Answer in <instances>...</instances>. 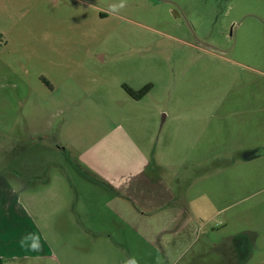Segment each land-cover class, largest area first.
Returning <instances> with one entry per match:
<instances>
[{
    "label": "rangeland",
    "instance_id": "rangeland-1",
    "mask_svg": "<svg viewBox=\"0 0 264 264\" xmlns=\"http://www.w3.org/2000/svg\"><path fill=\"white\" fill-rule=\"evenodd\" d=\"M134 143L171 205L98 215L126 165L146 170L119 158ZM37 163H53L39 186ZM0 176V264H168L150 236L192 222L194 195L213 207L199 237L213 264L225 235L240 264H264V0H0ZM38 232L47 258L31 256Z\"/></svg>",
    "mask_w": 264,
    "mask_h": 264
},
{
    "label": "crops",
    "instance_id": "crops-1",
    "mask_svg": "<svg viewBox=\"0 0 264 264\" xmlns=\"http://www.w3.org/2000/svg\"><path fill=\"white\" fill-rule=\"evenodd\" d=\"M54 1L59 2V0H54ZM120 131H121V128H120ZM124 135H128V133L120 132L119 134L115 133L114 135L106 134V136H104L102 140L101 138L96 140L94 144H92V146L93 145L95 146L97 144H102L99 142L106 141L107 147H110L111 146L109 143L110 140L119 141V142L127 141ZM134 145L135 147L132 149L135 152L134 154L129 155V156L126 155L125 157H123L125 155L124 153L125 149L121 148L123 151L119 149V153H120L119 158L121 160L126 159L128 160V162H135L136 165H138V163L141 162L143 163L146 170L144 172H141L140 168L132 169L129 165H126V169L124 170V172L118 175H120L121 177L128 175V178L123 179V180L121 178V181L118 182V184L115 183V184H112L111 187L110 186L105 187V188H108L107 191L110 192V196H109V200L106 203L99 202L100 207H99L98 215H101L103 210L105 212L109 210L110 214L116 218L120 212L118 211L116 213L114 212L116 211V207L114 205L117 203L118 208L121 207V204L123 203V199L126 200L127 202L130 201L131 203L139 207L138 209L141 210V214H137L138 217L148 215V214L163 213L165 209H168L170 207L171 200L173 198V195H175L174 192L176 191L174 190L173 192L168 187H166V185L165 187L154 185L155 180L157 178H154L153 176L151 177L149 175V168H150L149 160H147L146 158L147 156H145L142 153L141 149L138 148V145H136L135 143ZM94 149H97V148L94 147ZM94 149L92 150L93 152L95 151ZM130 150H131V147L128 149V151ZM122 153L124 155H122ZM49 165L51 166L53 165V163H50ZM49 165L48 164L42 165V163L40 164L37 163L34 165L33 168H30V170H35L33 171V176H32V180H34V182H31V184L35 183L37 186L41 185V181L43 182L45 180L43 179L44 176L42 174L47 175V172L49 171V169L46 171V169L44 168L48 167ZM57 166L59 165L57 164ZM59 168H62L64 170L63 167H59ZM27 170L28 169L26 168V166H23V170L20 171V177L24 179V181L27 180V175H26ZM140 172L142 173L143 177L139 174ZM4 177L0 176V181H2L3 183H7V181L5 180L6 178ZM160 181H161V178H160ZM5 185L8 187V184H5ZM21 188L24 189V187H21ZM7 191H10V188H8ZM10 193L12 197H13V194H15L14 191H10ZM18 194H19V199H20L21 195L20 193ZM34 198L35 200L38 199L37 193L34 194ZM16 201H18L19 203L18 209L25 210L24 203L22 204V202L17 199ZM192 202L194 205L190 206L187 209L191 215L192 222H186L185 221L186 216H184L182 217V219H180L179 226L178 225L174 227L173 225L168 226L164 228V230L161 232L157 231V236H152V235L150 236L154 238L153 242L150 243V246H151L150 248L151 249L154 248L153 246L155 245H153L152 243L156 242V238H157L158 241L160 242L159 244L161 248L165 251L167 258L170 259L168 261V264H172V260L177 263L178 261L185 259V257L187 256H192V260L189 261V264H213L215 262H218L214 256H211V255L209 256L207 252V249H209L210 247V245H208L209 244V239H208L209 233H207V231H209V228H205L206 238L203 240V243H201L199 239L201 235V229L208 225L206 223L203 224V221H208V220H205V217H207L208 213L213 208L212 205L210 204L211 202H209V204H206L207 210L205 212L200 211V213H199V209H201L200 204H199L200 201L197 200L196 195H194ZM110 207H113L114 211L109 209ZM191 208H193L195 212L192 213L190 211ZM222 210H224V208L221 209L220 211ZM218 212L219 211H216L214 214L210 213L209 220L213 221L215 219V216L218 214ZM114 222L116 223V220ZM220 223L221 225L225 227L228 226L227 222L225 223L220 222ZM104 230L105 229L103 228V229L97 230L95 233H98V231H100V232H104L109 235L113 234L112 230L111 232L104 231ZM124 230H126V227H124ZM212 230H215V228H212ZM118 234H119V231H117V235ZM186 234H188L190 237V242L187 243V246H185L184 244ZM114 235H113V238L115 237ZM166 236H169V239L167 240V242H166ZM35 237L41 241V244H37L36 242L37 249L35 250L32 248L34 252L31 253L32 254L31 256L37 257V258H47L49 253L47 252V249L45 247L47 245L44 243L42 236L38 232V234H36ZM232 237L233 236H229V235L224 236V240L227 245L224 247L225 243L223 244V251L220 253L221 254L220 259H223L225 261L224 262L225 264H240L241 253H242L241 243L240 242L234 243V239H232ZM115 240H116V237H115ZM235 240H238V238ZM116 243L119 249L125 253V250L128 249L126 241L123 240V241L117 242L116 240ZM196 247H198V249ZM78 264H80V261H78Z\"/></svg>",
    "mask_w": 264,
    "mask_h": 264
},
{
    "label": "trees",
    "instance_id": "trees-1",
    "mask_svg": "<svg viewBox=\"0 0 264 264\" xmlns=\"http://www.w3.org/2000/svg\"><path fill=\"white\" fill-rule=\"evenodd\" d=\"M126 92L135 100H141L143 99L146 95L149 94V92L151 91V88H153V85H146L144 88H141L139 90H134L132 88H130L129 85H124L123 87Z\"/></svg>",
    "mask_w": 264,
    "mask_h": 264
}]
</instances>
